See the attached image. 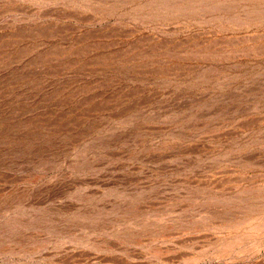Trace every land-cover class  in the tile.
<instances>
[{"label": "rangeland", "instance_id": "374dc122", "mask_svg": "<svg viewBox=\"0 0 264 264\" xmlns=\"http://www.w3.org/2000/svg\"><path fill=\"white\" fill-rule=\"evenodd\" d=\"M0 264H264V0H0Z\"/></svg>", "mask_w": 264, "mask_h": 264}]
</instances>
